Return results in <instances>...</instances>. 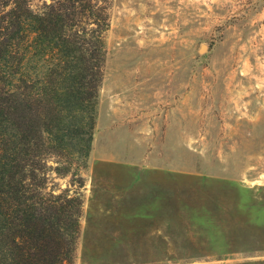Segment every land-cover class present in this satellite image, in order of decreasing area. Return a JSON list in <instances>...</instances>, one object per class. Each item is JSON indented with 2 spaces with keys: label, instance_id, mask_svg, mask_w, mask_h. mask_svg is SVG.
I'll use <instances>...</instances> for the list:
<instances>
[{
  "label": "rangeland",
  "instance_id": "374dc122",
  "mask_svg": "<svg viewBox=\"0 0 264 264\" xmlns=\"http://www.w3.org/2000/svg\"><path fill=\"white\" fill-rule=\"evenodd\" d=\"M104 39L87 166L49 172L73 264H264V0H110Z\"/></svg>",
  "mask_w": 264,
  "mask_h": 264
},
{
  "label": "trees",
  "instance_id": "16d2710c",
  "mask_svg": "<svg viewBox=\"0 0 264 264\" xmlns=\"http://www.w3.org/2000/svg\"><path fill=\"white\" fill-rule=\"evenodd\" d=\"M29 2L0 0V264H73L83 199L49 172L87 166L110 0Z\"/></svg>",
  "mask_w": 264,
  "mask_h": 264
},
{
  "label": "water",
  "instance_id": "95a60500",
  "mask_svg": "<svg viewBox=\"0 0 264 264\" xmlns=\"http://www.w3.org/2000/svg\"><path fill=\"white\" fill-rule=\"evenodd\" d=\"M204 49H205V45H202L200 48V52H203Z\"/></svg>",
  "mask_w": 264,
  "mask_h": 264
}]
</instances>
